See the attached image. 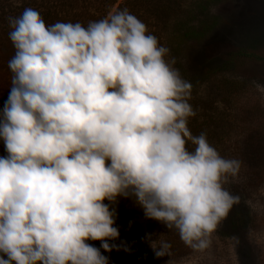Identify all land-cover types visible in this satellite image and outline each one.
I'll list each match as a JSON object with an SVG mask.
<instances>
[{
	"label": "clouds",
	"instance_id": "clouds-1",
	"mask_svg": "<svg viewBox=\"0 0 264 264\" xmlns=\"http://www.w3.org/2000/svg\"><path fill=\"white\" fill-rule=\"evenodd\" d=\"M8 22L0 264H109L101 249L120 250L109 243L120 237V198L191 249H209L241 202L226 187L241 161L192 134L193 85L170 49L126 8L48 25L29 7ZM146 239L157 258L170 255L162 235Z\"/></svg>",
	"mask_w": 264,
	"mask_h": 264
},
{
	"label": "rangeland",
	"instance_id": "rangeland-1",
	"mask_svg": "<svg viewBox=\"0 0 264 264\" xmlns=\"http://www.w3.org/2000/svg\"><path fill=\"white\" fill-rule=\"evenodd\" d=\"M163 46L193 85L190 103L196 112L204 111L208 98L217 110L227 109L231 119L225 121L226 130L214 138L213 146L222 157L241 161L238 179L226 186L241 202L220 224L209 249L193 250L181 258L171 254L157 258L146 239L148 223L120 198L113 206L131 216L144 238L140 261L120 239L113 241L120 248L117 253L125 264H264V176L256 177L245 153L253 124L247 120L246 104L264 112V92L258 87L264 86V0H192L169 21ZM222 79L245 83L239 95L226 103L216 89Z\"/></svg>",
	"mask_w": 264,
	"mask_h": 264
},
{
	"label": "trees",
	"instance_id": "trees-1",
	"mask_svg": "<svg viewBox=\"0 0 264 264\" xmlns=\"http://www.w3.org/2000/svg\"><path fill=\"white\" fill-rule=\"evenodd\" d=\"M192 0H0V110H2L4 102L8 98L11 87L12 73L8 67V62L14 55V48L9 39V17L20 15L25 8H33L40 12L46 24L51 25L57 21L60 22H81L85 25L89 21L104 18L114 7L119 9H127L131 14L135 15L139 20L146 24L149 33L155 35L160 44H164V32L169 21L182 11L185 5ZM21 5L17 7V5ZM244 82L240 80L222 79L216 83V89L222 95L223 103L236 98ZM245 89V88H244ZM202 106L204 111L189 120L188 127L195 136L201 133L206 134L209 143L213 146V140L219 134L226 130L225 121L231 118L227 114V109L220 111L215 107L214 101L210 98L205 100ZM246 111L247 120L250 124L251 132L249 135L248 147L245 150L246 157L251 167L257 172V178L264 176V112L257 106L254 108L247 103ZM262 113V115L260 114ZM245 117L242 119V121ZM219 127V129H218ZM220 131V132H219ZM261 141V145H255ZM189 147H194L189 144ZM3 143L0 142V155H5ZM137 215L141 216L148 223L152 239H157L159 235L171 243L170 254L175 258H181L189 255L193 249L186 246L180 239L177 231H170L163 223L147 219L141 207L137 206L131 198H121ZM117 218L116 226L120 231V241L125 245L126 249L131 253L136 261H140L138 253L143 250L142 239L144 234L142 229L132 224L131 216L121 207H116ZM94 246L100 247V241H90ZM109 243L115 244L113 241ZM104 255L108 256L109 264H125L114 248L111 252L101 249Z\"/></svg>",
	"mask_w": 264,
	"mask_h": 264
}]
</instances>
